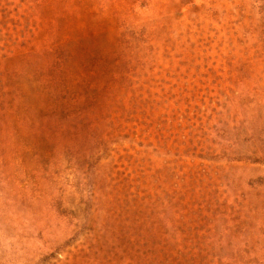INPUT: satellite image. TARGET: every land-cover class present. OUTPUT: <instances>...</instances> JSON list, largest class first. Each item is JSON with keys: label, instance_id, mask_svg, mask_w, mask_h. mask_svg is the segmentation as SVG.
<instances>
[{"label": "rangeland", "instance_id": "obj_1", "mask_svg": "<svg viewBox=\"0 0 264 264\" xmlns=\"http://www.w3.org/2000/svg\"><path fill=\"white\" fill-rule=\"evenodd\" d=\"M4 1L41 264H264V0Z\"/></svg>", "mask_w": 264, "mask_h": 264}, {"label": "bare ground", "instance_id": "obj_2", "mask_svg": "<svg viewBox=\"0 0 264 264\" xmlns=\"http://www.w3.org/2000/svg\"><path fill=\"white\" fill-rule=\"evenodd\" d=\"M6 6L0 0V10ZM18 58V50L6 56V47L0 43V70L5 60L14 63L7 77L0 71V264H41L52 253V197L50 188L33 184L34 172L24 175L20 169L26 160L21 153L18 125ZM36 151L37 147L31 145L30 157Z\"/></svg>", "mask_w": 264, "mask_h": 264}]
</instances>
